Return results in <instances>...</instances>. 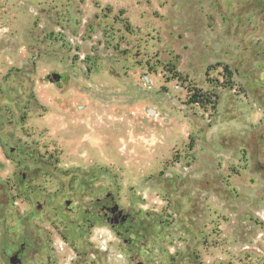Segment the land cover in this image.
Instances as JSON below:
<instances>
[{
	"label": "rangeland",
	"instance_id": "obj_1",
	"mask_svg": "<svg viewBox=\"0 0 264 264\" xmlns=\"http://www.w3.org/2000/svg\"><path fill=\"white\" fill-rule=\"evenodd\" d=\"M23 241L264 264V0H0V251Z\"/></svg>",
	"mask_w": 264,
	"mask_h": 264
},
{
	"label": "flooded vegetation",
	"instance_id": "obj_2",
	"mask_svg": "<svg viewBox=\"0 0 264 264\" xmlns=\"http://www.w3.org/2000/svg\"><path fill=\"white\" fill-rule=\"evenodd\" d=\"M27 246H28L27 242L24 241L21 242L20 246H17L16 244H10V247L7 246L6 242H2V247H1L2 250L0 251L1 257L6 261H9L10 264H12L11 263L12 258L15 257L16 255L21 254L22 255L21 263H22Z\"/></svg>",
	"mask_w": 264,
	"mask_h": 264
},
{
	"label": "water",
	"instance_id": "obj_3",
	"mask_svg": "<svg viewBox=\"0 0 264 264\" xmlns=\"http://www.w3.org/2000/svg\"><path fill=\"white\" fill-rule=\"evenodd\" d=\"M59 76L56 75V74H52L49 79L52 81V82H55L56 80H58ZM21 257L22 255L19 254V255H16L15 257L12 258V264H19L21 263Z\"/></svg>",
	"mask_w": 264,
	"mask_h": 264
}]
</instances>
